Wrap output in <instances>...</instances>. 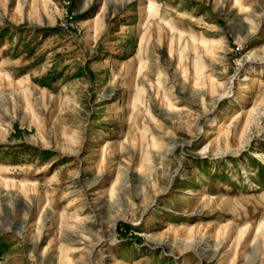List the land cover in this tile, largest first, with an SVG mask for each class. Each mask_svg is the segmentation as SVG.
Here are the masks:
<instances>
[{
    "label": "rangeland",
    "instance_id": "374dc122",
    "mask_svg": "<svg viewBox=\"0 0 264 264\" xmlns=\"http://www.w3.org/2000/svg\"><path fill=\"white\" fill-rule=\"evenodd\" d=\"M0 264H264V0H0Z\"/></svg>",
    "mask_w": 264,
    "mask_h": 264
},
{
    "label": "bare ground",
    "instance_id": "6f19581e",
    "mask_svg": "<svg viewBox=\"0 0 264 264\" xmlns=\"http://www.w3.org/2000/svg\"><path fill=\"white\" fill-rule=\"evenodd\" d=\"M146 235V234H145Z\"/></svg>",
    "mask_w": 264,
    "mask_h": 264
}]
</instances>
